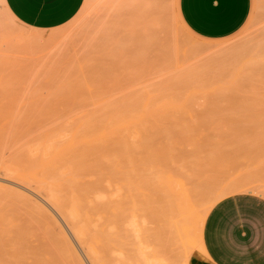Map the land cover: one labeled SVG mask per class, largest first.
Masks as SVG:
<instances>
[{"label":"rangeland","instance_id":"obj_1","mask_svg":"<svg viewBox=\"0 0 264 264\" xmlns=\"http://www.w3.org/2000/svg\"><path fill=\"white\" fill-rule=\"evenodd\" d=\"M2 1L0 0V134L5 135L0 138V161H18L21 158V152L11 147L15 145L12 144L11 137L18 135V132L19 138L22 131L27 137L30 134L34 136L36 132H33L38 129L43 128L38 132L47 130V124L52 126L50 129L53 131L55 121L61 118L76 117L74 124L78 123V117L93 118L96 121L95 123L92 120L93 123H90L95 127L92 129L93 133L89 132L92 127L85 125L88 123H84L85 119L84 122L79 120V123L83 122L85 126L83 129L90 128L81 129L80 133L83 135L79 136L89 140L93 134L96 138L95 135L103 133L104 136L99 134L101 138L92 137L90 142L98 141V145L95 144L100 148L102 143L105 145L104 149L101 147L97 150L98 147L90 142L86 143L85 147L94 146L96 149L93 148V152L97 150L99 153L103 150L105 152L102 153L109 150L108 154L110 150L117 151L121 171L118 169L116 176V169L114 171L108 162L113 177L112 174H107L112 178L108 176V180L103 181L101 178H104V175L99 169L104 165L96 164L97 167L100 166L98 171L93 169L94 164L83 161L82 157L86 156V151L82 152L79 160L82 159L81 162L86 166L91 164L87 171L91 172L93 169L103 176L98 179V173L93 175L86 171L91 174L89 179L92 177L93 180L97 176L95 182L101 180V183L105 184L104 189L111 185L103 190V193L112 188L114 191L111 192L116 193L112 192V196L107 192V195H96L94 191L98 186L93 187L94 180L89 182L93 183L92 186L87 182L88 179L83 185L87 182V186L94 188L90 190L96 196L93 202L99 201L101 204L104 199L102 206L100 205L102 210L104 209L103 213L105 212L104 215L100 214L101 221L104 220V224L108 222V218L111 224L117 221V226L120 227L118 231L121 229V232L127 224L122 221H125L129 212L122 204H129L125 203L127 200L121 202L125 209L121 210L122 212L118 211L121 207L116 209L114 204L124 201L128 189L131 203L140 198L139 196L137 199L135 194L138 183H130L133 176V172L129 173L130 162H135V177L139 180L147 178L145 181L149 180L148 183L150 179H156V173H159L161 181L163 178L167 180L172 170L176 174L185 171L187 173L182 172L184 174L181 176L187 177H190V172L199 173V178L203 181L205 179L204 182L213 177L225 179L228 176L238 178L240 182L242 179L247 181L248 178L251 182L256 181V184L264 185V0H253L247 23L237 33L222 39L197 35L180 13V0H86L71 21L50 30L27 27L12 19ZM54 33L59 36L53 35L50 40L49 35ZM42 35L48 38L45 42L39 41V36ZM72 117L69 118L71 120L68 119L69 122L73 121ZM96 117L99 118L98 122ZM106 118L120 122L129 120L127 123L131 124V128L128 129V124L125 129L129 131L123 132L126 137L117 134V131L109 132L110 121H107V128L104 125ZM41 122H44L45 126L37 128ZM101 122L105 131L98 128L101 130H98V133L96 127L98 123L101 125ZM27 126H30L29 130ZM75 126L77 127V124ZM133 126V130L138 127V133L141 134L135 132L137 138L134 136L135 139L130 140L132 135H136L133 133ZM74 128H70V131L73 129L71 132H74ZM112 134L123 138H111ZM127 134L131 136L130 139ZM113 139L125 141H121L122 144H119V141V146H113ZM128 142H132L131 146L134 145L133 142L134 146L137 145V149L130 146L135 156L127 153ZM77 145L81 147L83 144ZM90 149L89 153L92 152ZM97 153L91 154L98 157ZM99 153L98 155H102ZM108 154L105 157L109 160L113 155L110 157ZM130 155L135 157V161L128 158ZM103 156H100L102 161ZM73 157L77 161V157ZM87 157L92 158L89 159L91 162L94 159V162L99 161L92 156ZM107 159L105 158L106 163ZM113 159L117 160L114 156ZM127 159L131 161L126 162ZM85 161L88 160L85 158ZM114 162L112 161L115 165ZM104 167L107 170L103 173H107L109 168ZM122 170V175L127 178L130 174V177L129 181L123 180L120 183L118 180H121L122 175L119 173L123 172ZM80 174L82 173L79 172V177ZM82 177L81 179L84 178ZM121 185L127 186L128 189ZM133 186L136 189H133ZM30 189L0 174V264H36L37 257L45 259L43 251L48 248L45 243L47 239L43 237L41 226L36 227L34 224L35 209L28 199L35 198V191ZM99 189L100 185L98 191L96 189L98 193ZM137 191L139 194V189ZM113 195L118 197L115 199ZM107 196L113 200L110 208L104 206L109 203ZM111 208L114 209L113 213L109 210ZM119 213L123 218H119ZM107 233L108 231L104 232L106 242L110 237V233ZM123 240L122 238L119 242V247L127 249L125 252L128 253L135 245L132 243L128 249L132 239L130 242L128 240L126 247V240ZM116 254H120L119 251ZM46 256L52 257L50 254ZM45 262L43 264H46Z\"/></svg>","mask_w":264,"mask_h":264},{"label":"bare ground","instance_id":"obj_2","mask_svg":"<svg viewBox=\"0 0 264 264\" xmlns=\"http://www.w3.org/2000/svg\"><path fill=\"white\" fill-rule=\"evenodd\" d=\"M153 3L154 2L152 1V4ZM4 7H6V6H4ZM153 7H154V4H153ZM6 11L8 12V14L10 15V17L12 19L17 21V19L13 16V14L9 11V9L7 7H6ZM53 35L57 36L54 33V34L49 35L48 38L50 39V37H52ZM58 36H59V34H58ZM39 37H40L39 41H42V42H45V40L48 39V38H45V36H43V35L39 36ZM197 55H199V54L197 53ZM207 55H209V53ZM192 56H194V55H192ZM209 57H210V55H209ZM71 117H69V118H71ZM84 117H86V116H83L81 118L78 117V123L76 122L77 127L75 126L76 124H74L75 123L74 119L76 117H72L74 122L73 121H71V122H73V123L69 122V120H71V119L68 118L69 119L68 120V119H65L66 118L65 117V118H61L59 121H57V120L55 121L56 123L54 124V127H53L55 130L53 129V131L50 129L52 126L50 124H47L49 126V127L47 126V130L40 132L41 129L43 130V128H41V127L42 126L44 127L46 124V122L44 120L45 124H44V122H43V124L41 122V124H39V127L37 126V128H41V129H38L40 131L38 132V130H36L33 132V133L36 132V134H38V135L34 134V136H32L33 134H30L27 137L23 133L24 131H22V134L24 135V137L22 134H20L21 138H19V136H18L19 132H18V135L17 134L14 136L12 135L13 138L11 137V140L13 142L12 141L11 142L13 145L14 144L15 145L11 146V147H13V148H15L21 152L20 153L21 158L19 157L20 159L18 161L17 160L8 161L5 159H4V161H2V160L0 161V174H4L6 176V178L8 177V179H11L12 181L24 184V185L28 186V188L34 189V191H35L34 192L35 193L34 199H31L29 197H27V198H29L28 200H30V202H32L33 205L32 204L31 205L35 209V211H33V213H34L33 215L35 217L34 224L36 227H38L39 225L41 226L43 233H44L43 237H44V239H45V237L47 239V242H45V243L48 246V248L43 251L45 259H43L42 257H37L36 264H43L44 261H46L45 262L46 264H48V263H50V264H190L191 258L195 254L202 256L204 259L208 260L211 263V260L209 258V255L207 253V250H206V247L204 244L203 233H204L205 220L207 218L208 213L213 208V206L216 203H218L220 200H222L228 196H232V195L239 194V193H253V194H256V195L264 198V185L261 186L260 183L258 185V184H256V181H254V180H253L254 182H251V180H249L248 178H247V181H243V179H242V182H240V180L238 181V178H235V177L234 178H232V177L228 178V176H227V177H225V179H221L222 177L221 178H219V177L214 178L213 177L208 182H204L205 179L203 181L202 178H199V177H201L198 175L199 173L190 172V174L191 175L193 174L194 177H191V175H190V177H187V175L181 176L184 173H187L185 171H179L176 174V172H174L170 169L172 174L170 173V175H168L166 173V175H168L167 180H165L163 178L164 180L162 179V181H161L160 180L161 178L158 177L159 173L158 174L156 173V179H150V182H152L150 184V182L148 183L149 180L145 181L147 178L144 180H142V179L139 180V178L135 177V175H136L135 173H136V169H137L134 166L135 164H133L135 162H130L131 160L128 161V159H127L126 162H130V164H131L130 165L131 169H130L129 173L131 174L133 172V174H131V175L134 176V178H133V176L131 177L130 183H132L133 185L138 183L137 186H138L140 193L138 194V191H137L138 189H136L134 186H133L134 187L133 189H136L135 194L137 196V199L139 196H140V198L138 201L134 200L133 203H131L132 202L131 197L128 195V194H130V193H128L129 189L127 188V186L124 185L125 186L124 187L121 185L126 190L128 189L127 194L125 193L127 198L125 197V199H123L124 201H120V198H118V201H120V202H118L119 205H117L118 203H116V205L114 204V206H117L116 209H118V206L121 207V209L118 211H121V210L123 211V210H125L124 208H126V210H128L129 212H127L128 213L127 216H126V214L124 215V216H126L125 221H122L123 223L127 222V224L124 223L125 224V228H124L125 232L123 233L124 229L122 232L120 231L121 229L118 231V228H120V227H118L119 225H118L117 221H114V220H116V218H114V220H113L114 222L112 224L109 222L110 219L108 217H110V216L105 217V218H108L107 223L105 222V224H104L103 219H102L103 221H101L100 214L104 215L105 212L103 213L104 209L102 210V207H100V205L102 206V202L104 199L101 198L102 201L100 199L101 204H99L100 202L97 200H96L97 203L93 202V201H95L96 196H94L93 192L90 190H94L93 187H96V186H98V188H99V185H100V189H99L100 193L97 192L98 191L97 187H96L97 191H96V189L94 191V193L97 195V194L103 193L107 187L109 188L111 186V185H108L104 189L103 186L105 187V184L101 183V180L102 179H103V181L106 179L108 180V176L112 174V173H110L111 168L112 169L114 168L113 169L114 171L116 169L117 172L115 171V174L117 176V173L119 171H121V169H120L121 164L119 162L120 159H118L117 151H111L110 150V154H108L109 150L107 152V149H106L107 153H102L104 150L100 151V153H99L97 150L98 149L100 150V148L101 147L103 148V146H105V145H103L101 143L99 145L101 147L99 148L97 146L98 144L96 143L98 141L90 142V140L92 139V137H93V139H97V137L101 138V137H99L100 133L98 130H100L102 127L104 128L105 127L104 125H106V128L109 126L108 128L111 129L109 132L112 131L114 133L117 131V134L119 133L121 136L126 137V135H124L123 132L125 130H126L125 132L129 131V130L125 129V127H126V125H128L130 123H127V121H129V120H127V121L124 120V121L120 122V120L119 121L113 120L111 118V121H110V118L109 119L106 118L107 120L106 119L104 120L105 121L104 125L101 122L102 126L98 123V126L96 127V130L99 133V134L96 133L97 135H95V136H97V137L95 138L93 136L94 134L92 136L89 134L91 137L89 136L90 139L86 140V137L81 138L79 136V135H81V136L83 135L82 133H80L81 132L80 130L85 127V126H83V122L86 120L84 123H87V122L88 123L85 125L86 126L88 125V127L91 128L92 126L90 123H93L92 120H94V119L90 118L89 116H88L89 118H84ZM50 119L51 118H49V121H50ZM96 119H98L97 120V122H98L99 118L96 117ZM100 119H103V118H100ZM53 120H54V118H53ZM79 120H83V122L79 123ZM87 120H89V121H87ZM90 120L92 122H90ZM133 120L136 122L135 119H133ZM12 121H13V119H12ZM22 121H24V120H22ZM100 121H102V120H100ZM107 121L109 122V125H108ZM113 121H115V122H113ZM125 121H126V123H124ZM130 121H132V120H130ZM14 122H16V121L14 120ZM51 122L53 123L54 121H51ZM51 122H48V123H51ZM94 122L96 123L95 120H94ZM138 122H139V120H138ZM72 124L76 128L70 127V125H72ZM132 125H134V123H132ZM140 125H138V126H140ZM130 126H131V124L129 126H127V127H129L128 129L131 128ZM144 126H145V124H144ZM29 127L30 126H27L28 130H29ZM88 127H86V129H88ZM70 128H74L75 131L71 132L73 129H71V131H70ZM98 128H100V129H98ZM133 128H134V126L132 127V130H133ZM86 129H83V130H86ZM92 129H95V127L94 128L92 127L90 129L91 131L89 130V132H92ZM137 129H138V127H137ZM137 129L133 130L134 132L133 131L132 132L138 133L139 131ZM7 130H8V128H7ZM15 130H17V128H15ZM101 130H100V132H101ZM97 131H95V132H97ZM140 131H141V128H140ZM86 133L87 132H84V134H86ZM138 134H141V132ZM2 135H5V134L1 133L0 138ZM102 135H103V133L100 134V136H102ZM120 135L112 134L111 138H113L114 136H116L114 138H123ZM7 136L8 135H6V138H8ZM117 136H120V137H117ZM134 136H136V138H137V134H136V135H132V139H130L131 136L129 137L127 134V138H129L130 140H134L135 139ZM22 137L25 139H23ZM108 137H110V135ZM22 139L25 140V142H22L23 141ZM138 139L140 140L141 137H138ZM8 140H9V138H8ZM98 140H102V139H98ZM116 140L117 139H113V141H111L112 142L111 145L116 146L119 141H120L119 144H122V142L125 141L124 139H120V140L118 139V141H116ZM89 142L92 143L93 145L95 143L97 144V145L96 144L94 145L95 147H98L95 152H93V151L96 148L93 145H92L93 146L92 148L89 146L85 147L86 143H89ZM18 144H20L19 147H18ZM77 144H80V145L83 144V145H81V147L83 146V148H85V149L82 150L83 148L79 147ZM133 144L135 145V142H133ZM136 144H138V143H136ZM131 145H132V142L131 143L128 142V144L126 146H127V153L129 152L132 155L134 151H132L133 149L131 147L136 148L137 145L136 146H134V145L131 146ZM117 146H119V145H117ZM76 147L79 148L81 151H78V149ZM90 148L92 149L91 153H97L98 152L99 154H102V155H98V153H97L98 157H96L95 156L96 154L89 153ZM93 148H95V149L93 150ZM107 148H108V146H107ZM130 148H131V150H130ZM115 149H117V148L115 147ZM72 151H73V154H72ZM75 152H76V154H75ZM82 152H85L86 156L84 155V157H82L81 156L83 154ZM107 154L110 155V157L113 155L114 158L117 160H114L113 156H112V158L109 157L111 159V160L109 159L111 161L110 162L107 159L108 157H105V155H107ZM87 155L92 156L93 158H96L97 160L99 159L101 164L99 161H98L99 163L97 161H96L97 163L94 162L95 159L92 160V162H91V160H89V159H92V158L91 157L88 158ZM115 155H116V157H115ZM131 155H130V157L128 156V158H130V159L132 158V160H134L135 157L133 158L132 156H135V155L134 154L132 156ZM73 156L77 157V161H76L75 157H73ZM80 156L82 158H84L83 161L85 163L86 162L89 163V161H90V163L92 165L94 164L92 167H93V169L96 168L97 171H98V168L100 166L97 167L96 164L104 165V166H107L108 168L112 165V167L108 169L109 171H107V173H103V171L107 170V169H105L104 166L100 167L101 169H102V167H104L103 168L104 170L99 169V171H102L104 178L105 177H107V178H105V179L101 178L102 174L100 173L101 174L100 175L99 172H96V171H95L96 172L95 173L93 171V169H92L93 172L92 171L89 172L90 170L87 171L89 168H91V164H88V166H86L85 163L81 162L82 159L79 160ZM100 156H103L104 161L101 160L102 158L100 159ZM104 157L107 159V163H106V160ZM85 158L88 161H85ZM112 161H115L116 164L114 165L112 163ZM74 162H77L78 164H79V162H81L82 164H85V165H83V167H82L81 163L79 164L80 165L79 166V165H77V163H74ZM117 163L119 166L117 165ZM113 166H115L116 168ZM130 166H129V168H130ZM117 167H119V168H117ZM126 167H127V165H126ZM126 167H125V171L127 172ZM81 168L83 170L84 169H86V170L83 171ZM118 169H119V171H118ZM127 169H128V167H127ZM165 169H168V168H165ZM132 170H135V171H132ZM81 171H83V172H81ZM86 171L89 173H93V175H96L97 173L99 174V175H97L99 178L96 176L98 179L101 178V180L96 181L98 183V185H95V184H97L95 182V180L97 178L94 177V179H95V180L93 179L94 181L92 180V177H91V179H89L90 178L89 175H91V174L87 173ZM122 171L123 172H120L119 174H121V173L123 174L124 170H122ZM241 171H243V170H241ZM79 172L83 174V177L86 178L85 180H83L84 178L82 177V174H80V176L83 179H81V177H79ZM84 172L86 173L85 176H89V177H85ZM182 172H184V173H182ZM105 174L106 175L109 174V175L106 176ZM130 174H129V177H130ZM174 175L178 179L175 178ZM188 175H189V173H188ZM111 176L113 177V174ZM111 176H109V177H111ZM122 177H123V179H122ZM129 177L126 178V175H122L120 177L121 178L120 181L118 180L119 178H115V179L121 183L123 180H124V182H127V180L129 181V179H128ZM184 177L186 179H184ZM157 178H159V179H157ZM87 179H88V181H87ZM133 179H135V180H133ZM80 180L82 183L80 182ZM113 180H114V178H113ZM157 180H159V181L157 182ZM84 181H87L88 183L93 181V183L95 182V184L93 185L92 188H90V186L86 185V184H88L86 182L85 183L86 187H85V185H83ZM110 181H112V180L110 179ZM110 181H108V182L110 183ZM138 181L139 182L141 181V182L139 183ZM153 181H155V182H153ZM93 183H89V184L92 186ZM100 183L103 185H101ZM142 183H143V186H142ZM79 184H81V186L83 185V187H81ZM112 185L114 187V184H112ZM122 187H121V189H122ZM111 190L114 191V189L112 188L109 190L110 193L107 192L108 190H106V192L108 195L112 196L113 191L111 192ZM124 191H123V193H124ZM106 192L103 194L107 195ZM114 193H116V192H113V194ZM90 194H92V196ZM125 194H123V196H125ZM82 195H84V196H82ZM116 195H118V192ZM116 195L115 196L113 195V197L117 198L118 196H116ZM121 195H122V193H121ZM93 196H94V200H93ZM128 196H129V198H128ZM106 198H107V201L109 200L108 201L109 203H106V201H104V203H106L104 206L110 208L112 206L113 200L109 199L111 197H108V196ZM126 200H127V202H125ZM128 201L132 205H130V203H128ZM121 202L122 203L125 202L129 205L122 204V206H124V208H123L121 206ZM100 208H101V210H100ZM109 210H111V212H112L114 209L112 210V208H111ZM90 211H92V212H90ZM109 212L110 211H108V214H109ZM116 213H118V212H116ZM120 213L118 215H119V218L121 219L123 217H120V216H123V215H120ZM110 215H112V214H110ZM115 216L117 217V215H115ZM111 222H112V220H111ZM107 231H108V233H110V237L108 238V242H106L105 237H104V232H107ZM122 238L124 239L123 241H125V240L127 241V242L125 241L126 245L123 242L125 247L129 244L128 240L130 242V239H132L131 244L128 245L127 248L130 249L132 246V243L135 245V247L133 246L130 250H128V253H130V251H131L130 254L125 252L127 249L124 250L123 248L119 247V245H120L119 242L122 240ZM117 251H119L120 254H116ZM48 254L52 255L54 260H52V257L46 256Z\"/></svg>","mask_w":264,"mask_h":264},{"label":"crops","instance_id":"obj_3","mask_svg":"<svg viewBox=\"0 0 264 264\" xmlns=\"http://www.w3.org/2000/svg\"><path fill=\"white\" fill-rule=\"evenodd\" d=\"M23 25L50 30L71 21L86 0H3ZM186 24L201 37L227 38L248 21L253 0H180ZM211 263L197 254L190 264H264V198L239 193L216 203L204 224Z\"/></svg>","mask_w":264,"mask_h":264}]
</instances>
